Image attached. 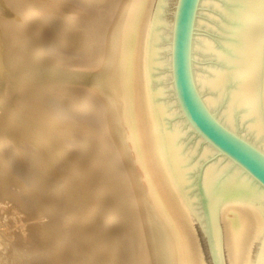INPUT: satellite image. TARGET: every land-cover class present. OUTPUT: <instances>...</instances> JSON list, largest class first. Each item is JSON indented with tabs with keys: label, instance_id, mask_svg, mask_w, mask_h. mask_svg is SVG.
<instances>
[{
	"label": "bare ground",
	"instance_id": "1",
	"mask_svg": "<svg viewBox=\"0 0 264 264\" xmlns=\"http://www.w3.org/2000/svg\"><path fill=\"white\" fill-rule=\"evenodd\" d=\"M36 1H34V5ZM87 1H85L86 5ZM100 1L96 3H100ZM157 1L110 0V9L107 13L104 11V16L102 13V16L95 13L97 12L95 11L96 7L99 6L95 2L93 5L96 7L90 4L95 9L88 8L89 4L87 7L83 5L84 1L82 5L67 6L68 8L64 12L67 13V16H64L76 24H83L96 36L94 44L91 45L93 48L87 50L90 48L88 45L87 52L81 49L85 55L71 60L64 54L56 53L57 48L53 49V53L46 50V45L41 44L43 40L40 42L42 38L38 33L33 32L34 29L40 28L38 26L40 19L46 21V13L41 14L34 10V7L26 11L19 10L16 13L14 7L19 9L18 7L21 5H27L25 0H0V264H5L3 263L5 260L9 264H88L85 259L72 258L74 254L80 255L77 254L79 251H76L77 253L71 251L73 253H70L71 258L66 255V251L69 252V248L67 250L69 244L67 245L66 240V243L55 244L52 239L53 244L47 247L51 242L49 239L52 235L58 236L60 233L57 234L54 230L59 221L54 217L55 212L52 214L53 211L49 207L44 208L47 205L46 200L44 209L39 206V193L46 195V192L43 193L45 190L42 192L43 189H40L41 192L39 191L38 195H35L33 183L21 182L20 178V180L16 178L15 181L3 176L4 171L1 172L3 168L1 163L6 164L8 171L13 169L9 165L12 159L6 157L7 149L13 145L12 143H14L13 150L16 154L14 158L17 160L23 158L18 153L23 144L19 139L23 137H28L33 141L39 153L35 154L40 158V169L45 174L46 179H44L43 185L50 193L48 195L50 200L48 201L47 198V201L51 207L55 209L58 204L61 205L58 200L61 197V191L57 190L59 184L52 185L50 179H56L57 182L60 180L61 190L62 188L70 189L72 184L82 186L79 187L81 188L79 195H76V192L72 193L71 197L73 195L76 197L64 201L65 205L70 208L69 214H66L69 215L67 217L69 220L64 221L63 224L66 233H69L68 236L70 233L74 235L76 232L73 233V229L76 230V226L80 225L83 228H81L82 235L88 239H85V243L88 242L94 250L90 251V249L89 251L95 253L96 256L99 255V258L105 255L111 246H115L114 242V246L109 245L110 247L107 249L103 246L104 243L101 242V239L103 240L105 236V241L108 237H110V239L108 238L109 242L112 240L111 236L116 235L119 219L126 215V208L112 206L117 204H110L108 190L104 193L107 195L108 202L96 195V197H90L89 192L93 185H91V177L83 171L86 164L83 162L84 158L79 156L77 162H69L70 159H73L72 156L77 154L75 153L77 150L83 154L87 152L86 145L88 142L91 143L89 138L93 136L100 138L101 143L110 149L108 156L103 148L105 156L110 157L106 158L109 161L105 160L104 164L101 163L102 166L104 165L102 168L94 167L93 171L98 173V176L101 173L105 175L103 180L97 178L99 185L97 187H105V182L108 180L112 188L111 192H113V188L114 190L122 189L123 196H121L124 197V201H127L128 209L129 206L132 207H130V211L133 210V213L131 212L132 219H137L134 224L136 222V224L138 223L137 228L140 227V233L138 229L137 233L140 234L138 242L140 241L143 246L141 248V245H138L141 248L139 250L144 249L145 263L142 262L144 264H189L191 238L189 229L184 223V221L187 222L188 216L164 161L153 118L148 84L147 60L150 32ZM41 4L43 5V2ZM48 7L51 6L48 5ZM64 7L66 8L65 5ZM96 15L99 17L97 23ZM6 16L7 19H5ZM79 50L76 51L78 55ZM258 80L264 105V33ZM35 100L46 102L48 106L55 105L59 110L63 109L67 112L64 113L65 129L59 130L61 134L58 135V138H55L56 131L53 124L36 119L37 115L32 106ZM77 102L81 104V108L78 105L80 109L77 108V110L81 111L78 112V115L72 116L74 112L71 111L73 109L70 106ZM89 108L93 109V112L86 111ZM8 128H13L12 133L7 131ZM56 141L61 145L57 149ZM75 143H77L75 146L78 149L74 152L72 146ZM90 147L89 144V150L92 151ZM94 147L96 151L100 147V151L103 150L101 145L98 148ZM49 154L51 156L48 157ZM101 154H103L102 151ZM102 156L99 158H105ZM54 158L56 159L54 160ZM62 158L66 159L64 164L68 162L65 170L60 168L63 165ZM99 161H96L97 165H99ZM108 169L109 171H106ZM28 172H24L25 175ZM37 178L39 177L37 176ZM102 189L100 193L106 191L105 188ZM67 190L66 192L70 191ZM120 197H117L119 201H121ZM110 199L113 200V197ZM42 203L41 201V205ZM22 206L25 207V211L26 207L30 210L33 209L32 212L42 218L37 224H30L27 233L17 229L19 231L17 240L3 239L5 237L2 238V235L4 236L8 232L7 227L4 226L6 214L11 212V207H13L12 212L18 213ZM74 219L78 220V223ZM132 219L130 220L133 221ZM29 222L31 223L30 220ZM91 234L94 242L95 237H100L97 239L99 241L94 243ZM81 238L83 239V237ZM112 241L116 240L113 238ZM109 242L107 243L109 244ZM115 250L111 249V258H107L108 261L106 263L105 260V264L125 263L118 258ZM82 253L81 255H83ZM141 255L143 256L142 252ZM89 257L93 258L94 256ZM90 258L89 260H91Z\"/></svg>",
	"mask_w": 264,
	"mask_h": 264
},
{
	"label": "water",
	"instance_id": "2",
	"mask_svg": "<svg viewBox=\"0 0 264 264\" xmlns=\"http://www.w3.org/2000/svg\"><path fill=\"white\" fill-rule=\"evenodd\" d=\"M264 0H158L153 118L190 227L189 264H264Z\"/></svg>",
	"mask_w": 264,
	"mask_h": 264
},
{
	"label": "rangeland",
	"instance_id": "3",
	"mask_svg": "<svg viewBox=\"0 0 264 264\" xmlns=\"http://www.w3.org/2000/svg\"><path fill=\"white\" fill-rule=\"evenodd\" d=\"M26 1V4L27 5H21V7H18L19 9H16V7H14L15 8V11H17L16 13H18L19 12V10H21V11H26V10H28L29 8L30 9H32L33 7V9L34 10H37V11H39V12H41V14H45L46 13V21H47V23H46V21L44 20V19H40V22H39V25L38 26H40V28L37 30V29H34V33H38V35L42 38V39H40V42L43 40V42H41V44H45L46 45V50H48L49 52H51V53H53V49H56L57 48V51H56V53L58 52L59 54H61V55H66L68 58H71V60L72 59H77V57L78 58H80V56H82V55H85V52H87V50H90L91 48H93L91 45H93L94 44V40H95V34H94V32H92L89 28H86V26H84L83 24H76V23H74L71 19H68L67 17H65L64 15H66L67 16V13H64L65 11H66V9L68 8L67 6H72V5H77V4H80V5H82V2L84 3L83 5H86L85 3V1H87V0H41V3L43 2V5L40 3V0H37L36 1V3H38V1H39V3L41 4H36L35 3V5L37 6H35L34 5V1L35 0H25ZM31 1V2H30ZM48 1V2H47ZM88 1H89V3H88ZM87 1V5H86V7L88 6V4L90 5V4H94V2H95V4L97 5H99V6H97L96 7V5H93V6H95L96 7V10L95 11H97V12H95V13H99V15L100 16H102L101 15V13L103 14V16L105 15V13H107L108 11H109V2H110V0H91V3H90V0H88ZM99 2L100 1V3H96V2ZM59 2V3H58ZM62 2V3H61ZM103 2H104V4H105V6H104V4H103ZM106 2V3H105ZM32 6H31V5ZM47 4V5H46ZM57 4H58V6H57ZM103 4V5H102ZM39 5V6H38ZM48 5L49 6H51V7H48ZM54 5V6H53ZM64 5L66 6V8L64 7ZM92 5H90V6H88V8H94L95 9V7H93ZM24 6V7H23ZM30 6V7H29ZM59 6H61L60 8H59ZM55 7V8H54ZM65 9H64V8ZM25 8V9H24ZM103 8V9H102ZM61 9V10H60ZM104 11H105V13H104ZM43 12V13H42ZM94 12V11H93ZM97 16V17H96ZM95 16V21H96V23H97V21H98V19H99V17H98V15H96ZM5 19H7V16L5 17ZM48 24V25H47ZM80 25H81V27H80ZM44 28V29H43ZM68 28V29H67ZM83 28V29H82ZM68 30V31H67ZM84 30V31H83ZM87 30V31H86ZM36 31H38V32H36ZM86 31V32H85ZM90 32V33H89ZM39 33H41V34H39ZM32 35V34H31ZM90 35V36H89ZM88 36V37H87ZM33 37V36H32ZM88 38V39H87ZM85 40H87V41H85ZM92 40V41H91ZM48 41V42H47ZM88 41H90L89 43H88ZM87 42V43H86ZM93 43V44H92ZM49 44V45H48ZM83 44V45H82ZM87 44V45H86ZM52 45H54V46H52ZM88 45H89V49H87L86 50V48H88ZM86 46V47H85ZM60 47V48H59ZM79 48H80V50H79ZM49 49H52L51 51L49 50ZM76 49V50H75ZM81 49H83V50H85V52H82V50ZM71 50V51H70ZM77 50H79L80 52H81V54H80V52H79V55H78V53H76V51ZM75 51V52H74ZM83 53V54H82ZM77 55V56H76ZM59 57V56H58ZM46 103V102H45ZM43 103L42 101H34L33 102V110H34V112H36V115H37V120H45V121H47V123L49 122V123H51V124H53L54 125V129H55V133H56V137L55 138H58V135L59 134H61V132H59V130H61V129H65V122L66 121H64L65 120V118H64V113L66 112L65 110H63L62 109V111L61 110H59L58 108H57V106H55V105H49L48 106V104L46 103ZM75 105V106H74ZM77 105V106H76ZM78 105H79V107H80V105L81 104H79L78 102L77 103H73L72 104V106H70V108L71 109H73V110H75V111H77V112H75V111H73V110H71L72 112H74L73 114H72V112H70V114H72V116H76V115H78V112L79 111H81V110H77V108H79L78 107ZM51 107V108H50ZM55 107V108H54ZM74 107V108H73ZM76 108V109H75ZM81 108V107H80ZM79 108V109H80ZM83 108V107H82ZM90 109V108H89ZM86 109V111L88 110V111H92L93 112V109ZM68 111V110H67ZM69 111H70V109H69ZM68 111V112H69ZM55 112H56V114H55ZM67 113V112H66ZM81 113V112H80ZM79 113V114H80ZM11 115V114H10ZM57 126V127H56ZM0 127H1V124H0ZM2 128H3V126H2ZM4 129V128H3ZM7 131H9V132H11L12 133V131H13V128H8L7 129ZM78 135V134H77ZM93 138V139H92ZM86 139V138H85ZM20 141H21V143H23L22 145L24 146H20V150H18V153H20L21 155H22V157L23 158H21L20 160H17V158H14V157H16V154L14 153L15 151L13 150V148H14V143H12L13 145H11L10 146V148H8L7 149V158H11L12 159V162H10V166L13 168V169H9V171L7 170V167H6V164H3V163H1V165L3 166V170L1 169V172L2 171H4L3 172V176L4 177H6L7 179L9 178H11L12 180H15L16 181V178H20L21 179V182H25V183H33L32 184V186H34V194L35 195H38L37 193H39V191L41 192V190H42V192L43 193H45L46 195H44V194H40L39 193V196H38V198H40V202H39V206H40V208L41 209H44V208H47V207H49L50 209H51V211H53L52 212V214L54 213L55 215H54V217H55V219L57 218L59 221H58V223H57V228L59 227V229H54L56 232L55 233H60V234H58V236L56 235V234H54V232H52L54 235H52V237H51V239H49V241L51 240V242H50V244L49 245H47V247H49L50 245H52L53 244V240L52 239H54V243L55 244H61V243H66L67 242V245L69 246V247H67V245H66V247H67V250H68V248H69V252H67L66 251V255L67 256H71V254H73V253H77L78 251H79V253H77V254H80V255H77L76 256V254H74V255H72V258L73 259H85V262H87L88 264H102V261H103V264H105V260H106V263H107V258H111L110 257V254L112 253L111 252V249H116L115 250V252H116V254H118V258H120L123 262H125V263H123V264H144L145 263V259H143V258H145V256H144V249L143 250H139V249H141L143 246H142V243L140 242H138V239H140V227H139V229L137 228V226H138V223L136 224V220H134L135 218H133L132 219V217H133V210L131 209V211H130V207L131 206H129V209H128V205L126 204L127 203V201H124L125 199H124V197H122L123 195V192L121 191L122 189L121 188H117V189H115L114 190V188H113V192H111L112 190V188H111V186L109 185V182H108V180L105 182L106 183V186L105 187H97V186H99L98 185V183H97V178H100V180H103L104 178H105V175L103 174V173H101V175L100 176H98V173L96 174V172L95 171H93L94 170V167L95 166H99L100 168H102L103 166L101 165V163H105V160H108L110 157H108L110 154V149H108V147H106V145H104V144H102L101 142V140H100V138H96V137H90L89 138V140H91V143L90 142H88L87 143V145H86V151L87 152H85L84 154H85V156H83L84 154L83 153H79V151L77 150V152H75L76 151V149H78L77 148V146H75L77 143H75L73 146H72V148H74V152L75 153H77L76 155H74V156H72V160L70 159L69 160V162L71 161V163H73V162H77V160H78V158H79V156H82L84 159V161L83 162H85L86 164H85V166H84V169H83V171H85V173L87 174V176H90L91 177V179H92V183H91V185H93V188H92V190L89 192L90 193V197H101V198H104L105 200H106V202H108V200L106 199V197H107V195L106 194H104L105 192H108L109 191V193L111 194V195H113V196H109L108 195V199L110 200V204L112 203V204H117V205H112V206H118V207H121V206H123V208H126V211H125V216H123V217H121L120 219H122V220H120L119 219V223H117L118 224V226H116L117 227V229H116V235H112L111 236V238H112V240H113V238H114V240H116V241H112V240H110V242L112 243H110L109 241H108V238L110 239V237H106L107 239V241H105V236H104V238H103V240L101 239V242L102 243H104L103 244V246L105 247V248H109L111 245H113L114 244V242H115V248L114 247H110L108 250H107V255L105 254V255H102V256H100V258L98 257L99 255H97L96 256V254L95 253H91L90 251H94L93 250V248L92 247H90V244L87 242V244L85 243L86 241H85V239H87L86 238V236H83L82 235V231H81V226L80 225H77L76 226V230H74L73 229V233H75L74 235L73 234H71L70 233V236H72V237H70V236H68V234L69 233H66L67 231L65 230V228H64V226H63V224H64V221H66V220H69V218H67L68 216L66 215L67 213L69 214V211H70V208L68 207V206H66L65 205V203H64V201H67V199H69V198H74V196L76 197V195H79L78 193H79V191H81L80 189L81 188H79L81 185L80 184H72L71 185V188L70 189H63L62 188V190L60 189V183H61V181L59 180L58 182H57V180L55 179H50V182H51V184L52 185H56V184H59V185H57V187L59 186V188L57 189L58 191H61L60 192V194H61V197H59L60 199H58L59 200V202H60V204L61 205H57V207H55V209L53 208V207H51V204L48 202L50 199H49V194L50 193H48L47 192V190H46V188H45V186L43 185L44 184V179H46L44 176H45V174H44V172L40 169L41 167H40V158L39 157H37L36 156V154L35 153H38V151H37V149H36V147H35V144H34V142L33 141H31L28 137H23V138H21V139H19ZM32 142H30V141ZM58 140V139H57ZM88 141V140H87ZM98 142H99V144H98ZM104 142V141H103ZM28 143V144H27ZM93 143H95V144H93ZM101 143V144H100ZM34 144V145H33ZM89 144H90V146L92 147L93 146V148H91L90 147V149H92V151L91 150H89ZM93 144V145H92ZM26 145V146H25ZM82 145V144H81ZM97 145H99L98 147H100V145L101 146H103L102 147V149L104 148L105 149V152H106V155H108V156H105V152H104V149L103 150H101L102 151V153L103 154H101V151H100V149H101V147L100 148H98L97 147ZM94 146H96L98 149V151H99V153H97L98 151H96L95 149V147ZM12 147V148H11ZM23 147V149H21ZM55 147H56V149L57 148H59V147H61V145H60V143L58 142V141H56V144H55ZM76 147V148H75ZM87 147H88V149H87ZM25 148V149H24ZM95 148V149H94ZM107 149V150H106ZM89 150V151H88ZM109 150V151H108ZM81 151V150H80ZM92 152V153H91ZM96 152V153H95ZM87 153V154H86ZM108 153V154H107ZM39 154V153H38ZM79 154V155H78ZM81 154V155H80ZM99 154H101V155H99ZM42 155V154H41ZM102 155H104V156H102ZM49 156H51L50 154L48 155V157ZM78 156V157H77ZM99 156L101 157H105V158H99ZM98 157V158H97ZM106 158H108V159H106ZM56 158H54V160H55ZM102 159V160H101ZM100 160V161H99ZM21 161V162H20ZM61 161H63V165H62V167L60 166V168L62 169V170H65L66 168H65V166L67 167V164H68V162L66 163V164H64V162L66 161V159L65 158H62L61 159ZM67 161H68V159H67ZM96 161H99L98 163H99V165H97V162ZM102 161V162H101ZM104 161V162H103ZM109 161V160H108ZM108 161H106V162H108ZM17 162V163H16ZM31 162V163H30ZM96 162V163H95ZM16 164V165H15ZM96 164V165H95ZM1 166V167H2ZM17 166V167H16ZM27 166V167H26ZM69 166V165H68ZM32 167V168H31ZM35 167V168H34ZM27 168V169H26ZM97 168V167H96ZM5 169V170H4ZM34 169V170H33ZM99 169V168H98ZM14 170H16V171H14ZM29 171V172H28ZM39 171V172H38ZM106 171H109V169L108 170H106ZM7 172V173H6ZM23 172V173H22ZM27 173L28 172V174L27 175H25V173ZM82 172V171H81ZM11 174L12 175V177H11V175H9V174ZM15 173V174H14ZM18 173V174H17ZM21 173V174H20ZM35 176H34V175ZM47 174H49V173H47ZM78 174V173H77ZM33 175V176H32ZM79 175V174H78ZM28 176V177H27ZM37 176L39 177V178H37ZM35 177V178H34ZM107 177H108V175H107ZM109 179H110V177H108ZM19 179V180H20ZM107 179V178H106ZM39 180V181H38ZM119 180V179H118ZM42 181V182H41ZM95 181V182H94ZM13 182V181H12ZM115 182V181H114ZM77 185H78V187H77ZM101 185V184H100ZM103 185V184H102ZM36 186V187H35ZM49 186H50V184H49ZM82 187V186H81ZM36 188H38V189H36ZM78 188V189H77ZM102 188H105L106 189V191H104L103 193H100L103 189ZM41 189V190H40ZM76 189V190H75ZM66 190L67 191H69V192H66ZM108 190V191H107ZM72 191V192H71ZM74 191V192H73ZM78 191V192H77ZM119 191V192H118ZM65 192V193H64ZM75 192H76V195H73V197H71V194L73 193V194H75ZM116 192H117V194H116ZM120 192H121V194H120ZM68 193V194H67ZM65 194V195H64ZM119 194V195H118ZM96 195V196H95ZM115 195V196H114ZM122 195V196H121ZM65 196V197H64ZM70 196V197H69ZM121 196V197H120ZM78 197V196H77ZM80 197V196H79ZM112 198L113 197V200H111L110 198ZM117 197H120V200L121 201H119V198H117ZM47 198H48V201H47ZM57 198H58V196H57ZM122 198V199H121ZM41 199H43V200H41ZM45 200H46V202H45ZM61 200V201H60ZM41 201L43 202L42 203V205H41ZM117 201V203H115ZM31 202V201H30ZM47 203V205H46V207H44L45 205V203ZM75 204V203H74ZM182 204H183V202H182ZM120 205V206H119ZM125 205H127L126 207H125ZM184 206V205H183ZM44 207V208H43ZM60 207V208H59ZM12 209L10 210L11 212L9 213V214H6L7 216L4 218V220H5V224H4V226L5 227H7V229H8V232L6 233V234H4V236L2 235V238L3 237H5V238H3V239H5V240H10V241H12V239H13V241H15V239L17 240L18 238V234L17 233H19V231H24L25 233H27V230H28V228H30V224H32V223H38V221H40V219L42 218H39L40 216L39 215H37V214H35V212H32L33 211V209L32 210H30V209H28V207H26L27 209H26V211H27V213H26V211L24 210L25 209V207L24 206H22L21 208H23L22 210H24V211H22L21 210V208H20V210H19V212L18 213H14V212H12L13 211V207H11ZM58 208V209H57ZM132 208V207H131ZM63 210V211H62ZM4 211V210H3ZM50 211V212H51ZM62 211V212H61ZM130 211V212H129ZM132 212V213H131ZM63 213V214H62ZM22 215L21 217H19L20 215ZM61 214V215H60ZM131 214V215H130ZM9 215V216H8ZM37 215V216H36ZM39 216V217H38ZM129 216V218H127ZM9 217V218H8ZM34 217V218H33ZM2 218V219H3ZM22 218V219H21ZM33 218V219H32ZM125 218H127V219H125ZM56 219V220H57ZM130 219H132L133 221H131ZM29 220L31 221V223L29 222ZM34 220H35V222H34ZM71 220V219H70ZM19 221H21L20 223H19ZM63 221V222H62ZM74 221L75 222H77L78 220H76V219H74ZM123 221V222H122ZM134 221H136L135 222V224H134ZM18 222V223H17ZM23 223V224H22ZM78 223V222H77ZM184 223H185V225H186V227L189 229V233H190V227H189V219H187V222H185L184 221ZM123 224V225H122ZM4 226H1V227H4ZM133 226V227H132ZM136 226V227H135ZM4 227V228H5ZM91 228H92V226H91ZM136 228V229H135ZM19 231H18V230ZM25 229V230H24ZM83 229V228H82ZM137 229H138V231H139V233H137L138 231H137ZM17 230V231H16ZM59 232H58V231ZM12 231H13V233H12ZM62 231V232H61ZM78 232V233H77ZM16 234H17V236H16ZM62 234V235H61ZM64 234V235H63ZM80 234V235H79ZM137 236H136V235ZM9 235H10V239H9ZM14 235H15V237H14ZM61 235V236H60ZM77 235H78V237H77ZM82 235V236H81ZM56 236V238H54ZM69 238H68V237ZM83 237V239L81 238V237ZM91 236H92V241L94 242V240H93V235L91 234ZM139 236V237H138ZM57 237H58V239H57ZM61 237V238H60ZM6 238H8V239H6ZM76 238H77V240H76ZM100 237H95V242L94 243H96V242H98L97 241V239H99ZM116 238V239H115ZM137 238V239H136ZM71 239H73L72 241H68V240H71ZM57 240H59V241H57ZM65 240H66V242H65ZM83 241V242H81V241ZM88 240V239H87ZM137 240V241H136ZM76 241V242H75ZM104 241V242H103ZM60 242V243H59ZM79 242V243H78ZM93 242H92V245H93ZM107 242H109V244L107 243ZM138 242V243H137ZM73 243V244H72ZM77 243V244H76ZM81 243V244H80ZM105 243H106V245H105ZM72 244V245H71ZM85 246H84V245ZM190 244H191V242H190ZM108 245V246H107ZM110 245V246H109ZM141 247H139V246ZM78 246H80V247H78ZM138 246V247H137ZM81 249V250H79V249ZM190 248H191V246H190ZM76 249V250H75ZM91 249V250H90ZM86 250V251H85ZM90 250V251H89ZM118 250V251H117ZM71 251H73V253H71ZM77 251V252H76ZM82 251H83V253H82ZM88 251V252H87ZM83 254V255H81V253ZM86 252L89 254V256H94L93 258H90L89 256H87L86 255ZM141 252H142V254H143V256L141 255ZM12 253H13V251H12ZM68 253V254H67ZM71 253V254H70ZM85 253V254H84ZM140 253V254H139ZM93 254V255H92ZM85 255V256H84ZM79 256H81V257H79ZM117 256V255H116ZM76 257V258H75ZM142 257V258H141ZM71 258V257H70ZM89 258L91 259V260H89ZM95 258H98V259H95ZM140 258H141V260H140ZM96 260H98V261H96ZM89 261V262H88ZM91 261H93V262H91ZM99 261H101V262H99ZM144 263H143V262ZM97 262V263H96ZM3 263H5V264H9V262L7 261V260H5Z\"/></svg>",
	"mask_w": 264,
	"mask_h": 264
}]
</instances>
